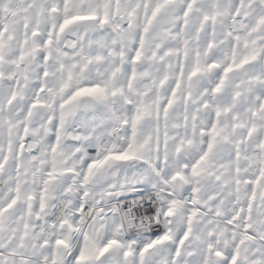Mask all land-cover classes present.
<instances>
[{"label": "snow or ice", "instance_id": "snow-or-ice-1", "mask_svg": "<svg viewBox=\"0 0 264 264\" xmlns=\"http://www.w3.org/2000/svg\"><path fill=\"white\" fill-rule=\"evenodd\" d=\"M0 264H264V0H0Z\"/></svg>", "mask_w": 264, "mask_h": 264}]
</instances>
